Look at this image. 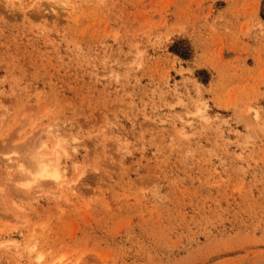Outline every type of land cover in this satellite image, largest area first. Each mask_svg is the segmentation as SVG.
<instances>
[{"label":"rangeland","instance_id":"rangeland-1","mask_svg":"<svg viewBox=\"0 0 264 264\" xmlns=\"http://www.w3.org/2000/svg\"><path fill=\"white\" fill-rule=\"evenodd\" d=\"M1 184L0 264H264V0H0Z\"/></svg>","mask_w":264,"mask_h":264},{"label":"bare ground","instance_id":"bare-ground-1","mask_svg":"<svg viewBox=\"0 0 264 264\" xmlns=\"http://www.w3.org/2000/svg\"><path fill=\"white\" fill-rule=\"evenodd\" d=\"M48 133H50V135H51L50 137H52V139L55 138V139H53V141H55V144L53 146L54 151H55L54 154L50 156L48 153L43 152L41 147L45 149V146H47V143L41 141L42 143H41L40 148L38 147V149L35 148L34 150H31L32 152H30L29 155L26 157L27 159L24 160L25 157L24 158L22 157L24 162H22V160H21V162H19L18 166L21 167V170L19 171L21 176H20L19 172H18V174H16V175L20 176L19 178H17V179H19V181L17 180V182H19V184L21 183L23 185L22 186L23 188L27 187L28 192L30 189H32V190H33V188L35 189V186L40 187L41 185H44L43 183H45V182L49 183V181H51V180L55 181V182L61 181L62 176H61V174H60L61 172L59 170V157L60 156H59L58 151H59V149L61 150V148L63 147L62 143H64V142H63V139H60L61 137H59L58 135L56 136L55 133L53 135L51 134L50 131H48ZM38 142H40V141H38ZM66 143H67V141H66ZM46 149H47V147H46ZM1 150L3 151V148ZM6 150H8V149H6ZM63 150L65 151V149H63ZM65 153H66V151H65ZM2 185L3 184H1L0 186H2ZM31 191H30V193L32 194ZM25 192H27V191H25ZM41 257H42V254L37 255L35 258L36 261L39 262Z\"/></svg>","mask_w":264,"mask_h":264}]
</instances>
